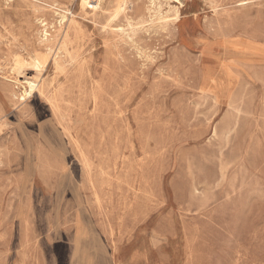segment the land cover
<instances>
[{"label":"rangeland","instance_id":"1","mask_svg":"<svg viewBox=\"0 0 264 264\" xmlns=\"http://www.w3.org/2000/svg\"><path fill=\"white\" fill-rule=\"evenodd\" d=\"M120 1L0 0V264H264V0Z\"/></svg>","mask_w":264,"mask_h":264},{"label":"bare ground","instance_id":"2","mask_svg":"<svg viewBox=\"0 0 264 264\" xmlns=\"http://www.w3.org/2000/svg\"><path fill=\"white\" fill-rule=\"evenodd\" d=\"M106 1L108 0H79V7L81 8V10L83 11H91L92 14H97L99 13L100 11H102V4L105 3ZM126 4V0H122L120 2L117 3L116 5V12L117 13H120L121 11L124 10V6ZM67 12H63L62 14L61 13H58L56 12L55 14L59 17V23H65L68 21V18H67V14H65ZM213 13V12H212ZM182 18V17H181ZM177 19V18H176ZM203 21V20H202ZM41 26H45V24L41 23ZM104 31V30H103ZM48 37H50L46 32L44 33V30H43V34H42V41L44 42H50V40L48 39ZM198 41V40H197ZM203 42V41H202ZM233 48V47H232ZM234 49V48H233ZM228 51V50H227ZM244 52V51H243ZM229 53V52H228ZM238 53V52H237ZM245 53V52H244ZM250 54V53H249ZM47 55V54H46ZM256 55V54H255ZM258 55V54H257ZM48 58V57H47ZM85 60V59H84ZM220 64V63H219ZM15 65V64H14ZM46 65V62L45 61H42L38 58H34L31 63H30V66L33 68V69H36L38 71H40V69H43L44 66ZM16 67H17V71H18V75L22 73V64L20 62H17L16 63ZM2 69V67H1ZM16 70V68L14 69ZM4 72V71H3ZM41 72V71H40ZM44 72V71H43ZM54 75V74H53ZM226 75V74H225ZM22 76V75H20ZM224 78V77H223ZM18 79V78H17ZM24 81V80H23ZM226 81V80H225ZM25 86H24V90L22 92V95H21V100H26L27 98H31L33 96V94L36 92V91H39L40 89V86L38 84V82L36 80H26L25 82ZM42 83V82H41ZM52 85V84H51ZM39 95V94H38ZM228 103V102H227ZM79 203V202H78ZM156 247V246H155Z\"/></svg>","mask_w":264,"mask_h":264}]
</instances>
